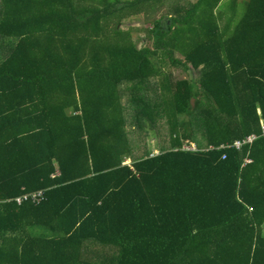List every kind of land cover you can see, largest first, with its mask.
Returning a JSON list of instances; mask_svg holds the SVG:
<instances>
[{"label":"trees","instance_id":"trees-1","mask_svg":"<svg viewBox=\"0 0 264 264\" xmlns=\"http://www.w3.org/2000/svg\"><path fill=\"white\" fill-rule=\"evenodd\" d=\"M223 1L138 48L163 0H0V264H264V0Z\"/></svg>","mask_w":264,"mask_h":264},{"label":"rangeland","instance_id":"rangeland-1","mask_svg":"<svg viewBox=\"0 0 264 264\" xmlns=\"http://www.w3.org/2000/svg\"><path fill=\"white\" fill-rule=\"evenodd\" d=\"M195 0H163L162 3L156 4L154 7L148 8L142 12L131 13L129 11L122 14L120 17L110 19L108 23V29H116L122 33H128L129 38L133 44L138 48L144 47H154V41L151 35V31L154 29V26L161 21L162 23L169 22V20L176 17L175 7L176 6H188L190 3H193ZM224 4L228 3V0H224ZM248 0H241L240 4L245 5ZM87 3H91L88 1ZM244 8L243 6H240ZM178 58H182L180 54H177ZM164 70L166 73L171 72L175 79L180 78H189L197 83V78L199 71L193 66L183 67V66H174L168 60L164 63ZM261 112L260 109H258ZM186 117V116H185ZM263 124V122H262ZM164 128V122L161 125ZM264 126V125H262ZM138 134L132 133V137L136 138ZM166 134L157 135L156 131L149 129V134L147 136V146L151 152L154 154H159L160 147L164 145L163 140L167 139ZM198 139L203 142V135L199 133ZM237 141V140H236ZM195 146V144H192ZM129 163V161H126ZM264 233V227H263Z\"/></svg>","mask_w":264,"mask_h":264},{"label":"built area","instance_id":"built-area-1","mask_svg":"<svg viewBox=\"0 0 264 264\" xmlns=\"http://www.w3.org/2000/svg\"><path fill=\"white\" fill-rule=\"evenodd\" d=\"M263 128V136H264V127L262 126ZM258 136L256 134H251L241 140H237L235 142H233L232 144H226V145H223L221 148H236L238 150L242 149L243 147L245 146H248V145H252L254 143L255 140H257ZM213 147H210V149H212ZM185 149H188V150H196V146H186ZM252 162V160L248 157H246L244 159V163L243 165H247V164H250ZM42 193L41 191H37V192H34V193H31V194H27V195H23L22 197H18L17 198V202L18 203H21L22 201H26V200H31L33 203H36L38 201H40L42 199Z\"/></svg>","mask_w":264,"mask_h":264},{"label":"crops","instance_id":"crops-1","mask_svg":"<svg viewBox=\"0 0 264 264\" xmlns=\"http://www.w3.org/2000/svg\"><path fill=\"white\" fill-rule=\"evenodd\" d=\"M223 2H225V1H223ZM226 5H227V4L222 3L221 8L225 9V6H226Z\"/></svg>","mask_w":264,"mask_h":264}]
</instances>
